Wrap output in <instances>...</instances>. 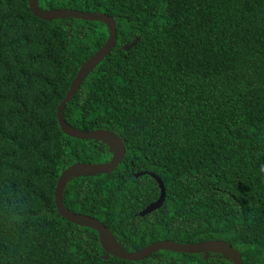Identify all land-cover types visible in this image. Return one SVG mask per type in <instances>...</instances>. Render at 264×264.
Listing matches in <instances>:
<instances>
[{
  "label": "trees",
  "instance_id": "obj_1",
  "mask_svg": "<svg viewBox=\"0 0 264 264\" xmlns=\"http://www.w3.org/2000/svg\"><path fill=\"white\" fill-rule=\"evenodd\" d=\"M38 5L101 11L117 22L115 46L64 115L84 130H119L126 154L111 173L70 180L65 205L99 219L128 252L159 240L222 239L243 264H264V0ZM108 36L101 21L44 20L29 0H0V264H232L221 253L171 250L105 258L98 231L57 211L62 172L112 155L64 134L56 115ZM150 173L165 199L140 216L160 196Z\"/></svg>",
  "mask_w": 264,
  "mask_h": 264
},
{
  "label": "water",
  "instance_id": "obj_2",
  "mask_svg": "<svg viewBox=\"0 0 264 264\" xmlns=\"http://www.w3.org/2000/svg\"><path fill=\"white\" fill-rule=\"evenodd\" d=\"M38 1L39 0H29L30 9L32 13L38 18L44 20H52L67 17L90 21H101L106 24L109 32L106 43L99 50H97V52L92 57L86 60V62H84V64L79 69L75 79L73 80L68 90V93L66 94V97L57 107V118L62 131L70 136L83 139H98L103 136H109L115 139V136H113L112 134L100 130L90 131L87 133L82 132L81 130L71 126L69 123H67V121H65V119L63 118V111L67 102L72 99L74 93L76 92L83 79L111 52L112 48L115 46L117 40L116 20L112 16L101 11L83 12L77 9L70 8L45 10L39 7ZM135 43L136 40L129 45H124V49L128 50L130 47L135 45ZM116 141L117 144H113L116 152L111 162L105 164H89L78 162L70 165L62 172L57 181V185L54 191L56 208L62 217L70 222L76 223L81 226H88L98 231L100 243L103 247V250L105 251V258H108L110 255H112L121 259L138 261L144 259L153 251L160 249H170L186 253H202L207 251L223 252V254L227 255L230 258L232 264H242V258L239 252L221 241H205L194 244H179L171 241H157L139 251L127 252L116 241L109 228L105 226L99 219L70 210L63 201V193L67 183L73 178L80 175H94L97 173H107L113 171L114 168L122 161L126 151L122 140L117 138ZM141 174L142 173H137V176ZM156 179L158 180L162 189L161 196L156 202L148 205L140 213V215H145L157 209L164 201L165 189L163 182L159 177H156Z\"/></svg>",
  "mask_w": 264,
  "mask_h": 264
},
{
  "label": "clouds",
  "instance_id": "obj_3",
  "mask_svg": "<svg viewBox=\"0 0 264 264\" xmlns=\"http://www.w3.org/2000/svg\"><path fill=\"white\" fill-rule=\"evenodd\" d=\"M58 9H63V8H58ZM70 9H74V8H70ZM77 10H79V9H77ZM80 11H83V12H94V11H84V10H80ZM96 12V11H95ZM98 12V11H97ZM76 19V18H75ZM82 20V19H81ZM84 21H90V20H84ZM117 23V22H116ZM136 40V43L139 41V36H137L133 41H135ZM117 41V40H116ZM133 41H131L130 43H132ZM130 43H128V44H126V45H129ZM135 43V44H136ZM86 62V61H85ZM84 64V63H83ZM82 64V65H83ZM81 65V66H82ZM81 66H80V68H81ZM79 68V69H80ZM79 69H78V71H79ZM78 71H77V73H78ZM91 73V72H90ZM89 73V74H90ZM88 74V75H89ZM77 75V74H76ZM87 75V76H88ZM86 76V77H87ZM76 77V76H75ZM85 77V78H86ZM84 78V79H85ZM84 79H83V81H84ZM83 81L81 82V84L83 83ZM81 84L79 85V87L81 86ZM71 86V85H70ZM79 87L77 88V90H76V92L79 90ZM76 92L74 93V95L76 94ZM73 95V96H74ZM66 97V96H65ZM73 98V97H72ZM72 100V99H71ZM70 100V101H71ZM70 101H68L67 102V104L70 102ZM111 101V100H110ZM62 102V101H61ZM60 102V103H61ZM112 102V101H111ZM59 103V104H60ZM67 104H66V106H67ZM59 106V105H58ZM57 106V107H58ZM66 106L64 107V111H63V118L65 119V115H64V112H65V108H66ZM56 115H57V109H56ZM57 120H58V118H57ZM65 121H67L66 119H65ZM67 123H69L68 121H67ZM58 124H59V122H58ZM70 124V123H69ZM71 126H73V127H75V128H77V129H79V130H81L82 132H85V133H87V132H90V131H97V130H100V131H104V132H108V133H110V134H112L113 136H115V139H113V138H111V137H109V136H103V137H100V138H98V139H93V138H88V139H83V138H77V139H82V140H94V141H98V142H100V143H102L103 144V146L110 152V154H112L111 155V158L109 159V160H107V161H99V162H91V163H89V164H105V163H109V162H111L112 161V159H113V157H114V154H115V152H116V150H115V147H114V145L113 144H117V141H116V139L117 138H119L120 140H122V143L124 144V147H125V150H126V137L124 136V135H122V133L119 131V130H115V129H111V128H106V127H99V128H93V129H90V130H84V129H82V128H78V127H76V126H74V125H72V124H70ZM59 127H60V124H59ZM61 128V127H60ZM62 130V129H61ZM64 134H66V133H64ZM66 135H68V134H66ZM68 136H70V135H68ZM70 137H73V136H70ZM73 138H76V137H73ZM104 150V149H103ZM125 154H126V151H125ZM125 154H124V156H123V159H124V157H125ZM123 159H122V161H123ZM121 161V162H122ZM120 162V163H121ZM78 163V162H77ZM82 163V162H81ZM119 163V164H120ZM118 164V165H119ZM118 165L114 168V170L118 167ZM113 170V171H114ZM113 171H111V172H113ZM111 172H107V173H111ZM107 173H104V174H107ZM137 173H142L141 175H138L137 176ZM137 173H135V176L136 177H140V176H142V175H144V174H146L147 172H145V171H142V172H137ZM97 174H103V173H97ZM150 175L156 180V182L158 183V185H159V188H160V196H161V193H162V189H161V187H160V184H159V182H158V180L156 179V177H159V176H157V175H155V174H153V173H150ZM154 175V176H153ZM160 178V177H159ZM161 179V178H160ZM163 182V181H162ZM164 185V184H163ZM164 189H165V187H164ZM159 196V197H160ZM159 197H158V199H159ZM157 199V200H158ZM165 199V198H164ZM156 200V201H157ZM156 201H154V202H156ZM154 202H152V203H154ZM151 203V204H152ZM163 203V202H162ZM150 205V204H149ZM162 205V204H161ZM161 207V206H160ZM160 207H158L157 209H159ZM146 208V207H145ZM144 208V209H145ZM143 209V210H144ZM157 209H155V210H157ZM143 210H141L140 211V213L143 211ZM155 210H153V211H155ZM152 212V211H151ZM150 212V213H151ZM77 213V212H76ZM140 213H139V215H140ZM81 214H83V213H81ZM147 214H149V213H147ZM147 214H145V215H147ZM145 215H140V216H145ZM95 218V217H94ZM105 225V224H104ZM110 230V229H109ZM114 236V235H113ZM115 238V237H114ZM159 241H168V240H159ZM205 241H221V242H224V243H226L228 246H231L232 248H234L236 251H238L239 252V254L241 255V258H242V254H241V252L236 248V247H234L233 245H231L230 243H228V242H226V241H224V240H222V239H210V240H205ZM205 241H202V242H205ZM155 242H157V241H155ZM171 242H173V241H171ZM154 243V242H153ZM175 243H177V242H175ZM198 243H200V242H198ZM152 244V243H151ZM179 244H194V243H179ZM148 245H150V244H148ZM147 245V246H148ZM146 247V246H145ZM145 247H143V248H145ZM143 248H141V249H143ZM140 249V250H141ZM160 250H170V249H160ZM126 251V250H125ZM136 251H139V250H136ZM156 251H159V250H156ZM156 251H153L152 253H154V252H156ZM171 251H174V250H171ZM128 252V251H127ZM174 252H178V251H174ZM152 253H150L149 255H151ZM181 253H186V252H181ZM202 253H221V254H223V252H214V251H207V252H202ZM191 254H196V253H191ZM224 256H226L227 258H229L227 255H225V254H223ZM147 257V256H146ZM230 259V258H229ZM232 262V261H231ZM242 264H243V261H242Z\"/></svg>",
  "mask_w": 264,
  "mask_h": 264
}]
</instances>
